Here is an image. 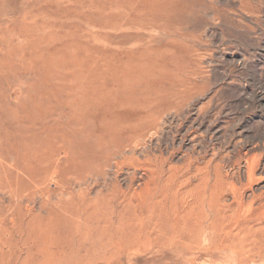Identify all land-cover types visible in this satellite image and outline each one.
<instances>
[{
  "label": "rangeland",
  "instance_id": "1",
  "mask_svg": "<svg viewBox=\"0 0 264 264\" xmlns=\"http://www.w3.org/2000/svg\"><path fill=\"white\" fill-rule=\"evenodd\" d=\"M129 121L144 147L105 140ZM245 225L264 233V0H0V264H264Z\"/></svg>",
  "mask_w": 264,
  "mask_h": 264
},
{
  "label": "bare ground",
  "instance_id": "2",
  "mask_svg": "<svg viewBox=\"0 0 264 264\" xmlns=\"http://www.w3.org/2000/svg\"><path fill=\"white\" fill-rule=\"evenodd\" d=\"M108 123V122H107ZM111 123V122H110ZM108 124V125H110L109 126V128H106L105 130H106V132L104 133V136H105V140L107 141V142H109L110 144H112V145H115L116 147L119 145V144H117V143H119V142H123V143H125V144H128V145H131L133 148H137L139 145H142V147H144V144L141 142V141H143V139H145V136L147 135H145V132L147 131V130H150V129H152L153 128V122L152 121H129V122H121V124L122 125H115V126H111V124ZM103 130H104V127H103ZM145 131V132H144ZM156 133V132H155ZM131 136V137H130ZM145 143V142H144ZM147 145H148V143H147ZM148 148L150 149V147H149V145H148ZM152 149V148H151ZM134 152V151H133ZM137 152V151H136ZM142 152V151H141ZM155 153V152H154ZM136 154V153H135ZM149 154V153H148ZM160 154V153H159ZM147 155V154H146ZM148 156V155H147ZM146 156V157H147ZM150 156V155H149ZM157 156H158V154H157ZM153 158H154V155L152 156ZM161 157V156H160ZM110 158V157H109ZM163 158V157H162ZM129 159H131V160H135L136 162H139V160H137L136 158H134V157H129V158H124V161H122V162H116L117 163V166L118 167H122L123 165H125L127 162H128V160ZM161 160V159H160ZM157 161V160H156ZM95 162V161H94ZM152 162H154L153 161V159H151V158H147L146 160H145V162H144V164L146 163H152ZM140 163V162H139ZM141 164V163H140ZM145 164V165H146ZM157 164V163H156ZM155 166V165H154ZM159 167V166H158ZM152 168V167H151ZM161 168V167H160ZM137 169V168H136ZM140 169V168H139ZM158 169V168H157ZM205 169V168H204ZM203 169V170H204ZM131 171V170H130ZM135 173L137 172L136 170L134 171ZM133 171H132V173H134ZM144 172V171H143ZM145 172H147L146 170H145ZM150 172V171H149ZM152 172H154V171H152ZM193 172V171H192ZM128 173V172H127ZM148 173V172H147ZM218 173V172H217ZM109 174V173H108ZM121 174V173H120ZM129 175H132V174H130V173H128ZM143 174V173H142ZM145 174V173H144ZM208 174V173H207ZM220 174V173H219ZM194 175V174H193ZM201 175V174H200ZM209 175V174H208ZM216 175V174H215ZM220 176V175H219ZM137 177V176H136ZM131 178L130 176H129V181L131 180V179H137V178ZM141 177V176H140ZM144 177V176H143ZM146 177V176H145ZM150 177V176H149ZM216 177V176H215ZM214 177V178H215ZM117 178V177H116ZM131 178V179H130ZM153 178V177H152ZM181 178H183V177H181ZM118 179V178H117ZM185 179V178H184ZM219 179H220V177H219ZM113 180H115V179H113ZM187 180V179H186ZM189 180V179H188ZM196 180V179H195ZM211 180H212V178H211ZM214 180V179H213ZM128 181V182H129ZM132 181V180H131ZM138 181H139V179H138ZM142 181V180H141ZM140 181V182H141ZM152 181V180H151ZM173 181H175V180H173ZM111 182V181H110ZM113 182H116V181H113ZM112 183V182H111ZM120 183V182H119ZM139 183V182H138ZM217 183V182H216ZM219 183H221V182H219ZM116 184H117V182H116ZM133 184V183H132ZM136 184V183H135ZM134 184V185H135ZM142 184V183H141ZM133 185V186H134ZM162 185V184H161ZM182 185V184H181ZM192 185V184H191ZM197 185H198V183H197ZM109 186H110V184H109ZM109 186H107V187H109ZM158 186V185H157ZM180 186V185H179ZM136 187H137V184H136ZM199 187V186H198ZM217 187V186H216ZM113 188H116V187H114L113 186ZM123 188V187H122ZM134 188V187H133ZM128 189V188H127ZM189 189V188H188ZM200 189V188H199ZM119 190V189H118ZM207 190V189H206ZM114 191V190H113ZM125 191V190H124ZM158 191V190H157ZM176 191H177V189H176ZM115 192V191H114ZM127 192V191H126ZM133 192V191H132ZM174 192V191H173ZM188 193V192H187ZM187 195V194H186ZM192 195V194H191ZM179 197V196H178ZM194 197V196H193ZM219 198V197H218ZM205 199V198H204ZM209 199V198H208ZM206 200V199H205ZM90 201H91V199H90ZM223 203V201H220V203ZM240 202V201H239ZM91 204V203H90ZM224 204V203H223ZM152 205V204H151ZM194 206V204L193 203H189L188 204V207H193ZM196 206V205H195ZM249 206V205H248ZM230 207V206H229ZM236 209V208H235ZM200 210V209H199ZM228 210H230V209H228ZM222 211V206L221 207H219L218 205H216V204H214V205H212V206H210V207H208V208H206V207H203L202 208V213H197V215L194 217V224H193V229H194V231H195V233H198L199 235H207V238L209 239V237L210 236H212L213 234H214V232H216L217 231V228H216V224L219 222L218 220H216V218H218L217 216H218V213L219 214H221L220 212ZM237 211H238V209H237ZM236 211V212H237ZM196 212H197V210H196ZM245 212V211H244ZM244 212H243V214H244ZM232 213V212H231ZM150 214V219L152 220V221H158V220H162L161 219V215L162 214H157V212L155 211V210H152L151 211V213H149ZM211 214H212V216H211ZM245 214H246V212H245ZM251 214V213H250ZM232 215V214H231ZM225 216V215H224ZM243 216V215H242ZM246 216H248V213H247V215ZM250 216V215H249ZM178 217V216H177ZM101 218V217H100ZM226 217H224V219H225ZM248 218V217H247ZM172 219V218H171ZM205 219V221H202V220H204ZM220 219V218H219ZM227 219V218H226ZM151 220H150V223H151ZM242 220L244 221L245 220V218L243 219L242 218ZM241 221V220H240ZM245 222V221H244ZM252 222V221H251ZM230 223V222H229ZM148 224V223H147ZM151 224H149L148 226H150ZM189 225V224H188ZM231 225V224H230ZM261 226V225H260ZM228 227V226H227ZM254 227V226H253ZM253 227L252 226H249V225H245V228L243 229V236L242 237H237L240 241H241V243H242V245L243 246H246V247H244L245 249H244V251H247L246 249H247V246L249 247V246H252V245H254V247L252 246V247H250V248H255V246L257 245V244H259V243H261V241L263 242V239H264V233L262 232V235L261 236H258V234L260 233V232H257V231H259V229H257L256 231L253 229ZM256 227V226H255ZM236 228V227H235ZM241 229V228H240ZM264 230V229H263ZM228 232H230L231 233V229H230V231H228ZM225 233V232H224ZM230 233H229V235H230ZM234 234V233H233ZM237 234H238V232H237ZM192 235V234H191ZM228 235V236H229ZM232 235V234H231ZM235 235H236V232H235ZM239 235V234H238ZM233 236V235H232ZM215 237V236H214ZM144 238V237H143ZM207 238H206V240H207ZM230 238H232V237H230ZM241 238V239H240ZM148 239V238H147ZM146 239V240H147ZM221 239V238H220ZM171 240V239H170ZM219 240V239H218ZM222 240V239H221ZM228 240H230V239H227V241ZM239 240H237V241H239ZM148 241V240H147ZM220 241V240H219ZM237 241H235V245H236V243H237ZM149 242H150V240H149ZM229 242V241H228ZM228 242H226V243H228ZM230 242H231V240H230ZM209 243H211V242H209ZM226 243H224V244H226ZM232 243V242H231ZM240 243V244H241ZM223 244V243H222ZM233 244V243H232ZM148 245V244H147ZM234 245V244H233ZM234 245V246H235ZM237 245H239V244H237ZM224 246V245H223ZM227 246H229V247H227ZM227 246H225V248L227 247V248H229V250H230V246H231V244L229 245V243L227 244ZM242 246V247H243ZM157 247V246H156ZM238 247H240V246H238ZM242 247H241V249H242ZM144 248V247H143ZM152 248V247H151ZM234 248V247H233ZM250 248L248 249L249 251H250ZM199 249V248H198ZM239 249V248H238ZM132 250V249H131ZM136 250V249H135ZM264 250V249H263ZM134 251V250H133ZM239 251V250H238ZM248 251V252H249ZM258 251V250H257ZM261 251V250H260ZM259 251V252H260ZM241 252V251H240ZM239 252V253H240ZM248 252H247V254H248ZM261 252H263V251H261ZM237 253V252H236ZM238 253V254H239ZM243 252H241L240 253V255H242V256H244L245 255V252H244V254H242ZM246 254V255H247ZM262 254V253H261ZM242 256H240V258H242ZM262 256V255H261ZM260 256V257H261ZM245 258V257H244ZM242 260L243 259H240V261L242 262ZM245 260V259H244ZM262 260H263V257H262ZM263 264V263H262Z\"/></svg>",
  "mask_w": 264,
  "mask_h": 264
}]
</instances>
